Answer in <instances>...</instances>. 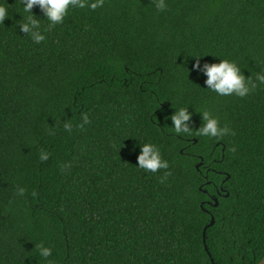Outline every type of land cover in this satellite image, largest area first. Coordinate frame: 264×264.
Here are the masks:
<instances>
[{
    "label": "trees",
    "instance_id": "trees-1",
    "mask_svg": "<svg viewBox=\"0 0 264 264\" xmlns=\"http://www.w3.org/2000/svg\"><path fill=\"white\" fill-rule=\"evenodd\" d=\"M93 2L52 27L33 6L36 43L19 30L21 0H0V264H255L264 0ZM197 60L233 62L256 86L218 95ZM179 108L192 113L187 133L171 126ZM203 113L228 131L200 135ZM138 143L167 167L139 168Z\"/></svg>",
    "mask_w": 264,
    "mask_h": 264
},
{
    "label": "clouds",
    "instance_id": "clouds-1",
    "mask_svg": "<svg viewBox=\"0 0 264 264\" xmlns=\"http://www.w3.org/2000/svg\"><path fill=\"white\" fill-rule=\"evenodd\" d=\"M103 0H95L87 6L95 9L102 5ZM23 11L29 15L24 17V22L20 23L19 30L23 33L30 34L34 42L39 43L44 39L39 30V21L35 19L31 10L33 6H38L42 12L43 18L49 21V27L59 24L63 21L69 6L72 7H85V0H21ZM155 7L157 10L165 8L164 0H156ZM7 10L0 7V21L6 18ZM192 69L197 73L202 72L206 76L204 85L206 88L214 91L218 95L235 94L237 96H245L250 87L254 88L256 85L248 79L246 82L245 76L242 74L241 69L235 63L228 60H219L214 63H204L201 65L197 60L192 65ZM257 80L264 83V75L257 74ZM192 113L188 112L186 108H179L175 110L170 116L172 129L177 134L187 133L189 131L188 121ZM84 122H87V117H84ZM204 124L198 128L199 134L203 136H218L226 133L228 130L218 129L217 121L210 118L207 113L202 114ZM139 144V143H138ZM42 159L47 157L42 153ZM136 165L139 168L156 172L157 169L166 168L167 162L163 161L160 157L158 149L150 143L139 144V153L136 156ZM39 254L41 257L47 258L51 255V249L39 246Z\"/></svg>",
    "mask_w": 264,
    "mask_h": 264
},
{
    "label": "water",
    "instance_id": "water-1",
    "mask_svg": "<svg viewBox=\"0 0 264 264\" xmlns=\"http://www.w3.org/2000/svg\"><path fill=\"white\" fill-rule=\"evenodd\" d=\"M217 204V201L216 199H214V203L213 205H216ZM214 219L213 217L211 216L210 217V221L208 223H206L202 229V240H203V243H204V237H205V230L208 226L212 225ZM204 249L206 250V246H204ZM212 261V259H211ZM255 264H264V255L255 263Z\"/></svg>",
    "mask_w": 264,
    "mask_h": 264
},
{
    "label": "flooded vegetation",
    "instance_id": "flooded-vegetation-1",
    "mask_svg": "<svg viewBox=\"0 0 264 264\" xmlns=\"http://www.w3.org/2000/svg\"><path fill=\"white\" fill-rule=\"evenodd\" d=\"M195 141H196V139L193 138V142H195ZM204 177H205V175H204ZM222 190H224V188L222 186L215 188V192L217 194H220L221 193L220 191H222ZM209 198H214V197L211 194H209Z\"/></svg>",
    "mask_w": 264,
    "mask_h": 264
}]
</instances>
